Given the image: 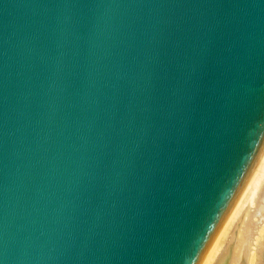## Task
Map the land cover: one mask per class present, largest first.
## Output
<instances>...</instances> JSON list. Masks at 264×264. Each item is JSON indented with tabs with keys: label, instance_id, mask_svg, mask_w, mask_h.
<instances>
[{
	"label": "water",
	"instance_id": "obj_1",
	"mask_svg": "<svg viewBox=\"0 0 264 264\" xmlns=\"http://www.w3.org/2000/svg\"><path fill=\"white\" fill-rule=\"evenodd\" d=\"M263 153L264 0H0V264H196Z\"/></svg>",
	"mask_w": 264,
	"mask_h": 264
},
{
	"label": "bare ground",
	"instance_id": "obj_2",
	"mask_svg": "<svg viewBox=\"0 0 264 264\" xmlns=\"http://www.w3.org/2000/svg\"><path fill=\"white\" fill-rule=\"evenodd\" d=\"M240 217L238 241L264 240V153L196 264H207L220 244L231 238Z\"/></svg>",
	"mask_w": 264,
	"mask_h": 264
},
{
	"label": "rangeland",
	"instance_id": "obj_3",
	"mask_svg": "<svg viewBox=\"0 0 264 264\" xmlns=\"http://www.w3.org/2000/svg\"><path fill=\"white\" fill-rule=\"evenodd\" d=\"M258 238H260V237H258ZM258 240V239H257Z\"/></svg>",
	"mask_w": 264,
	"mask_h": 264
}]
</instances>
